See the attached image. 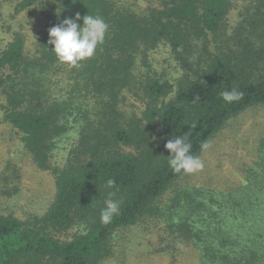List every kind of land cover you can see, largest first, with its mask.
I'll use <instances>...</instances> for the list:
<instances>
[{"label": "trees", "instance_id": "1", "mask_svg": "<svg viewBox=\"0 0 264 264\" xmlns=\"http://www.w3.org/2000/svg\"><path fill=\"white\" fill-rule=\"evenodd\" d=\"M157 1L139 13L112 0L18 2V11L43 6L45 25L33 55L25 54L20 35L0 52L3 118L43 169L58 137L76 125L79 136L56 172L54 199L43 215L21 220L0 214V264H97L110 254L115 231L158 217V200L185 174L169 166L170 139L186 135L199 157L201 145L228 119L264 105V0H256L231 42L221 40L215 52L210 43L218 42L232 0ZM77 13L81 26L88 14L101 17L108 30L91 58L70 67L50 51L49 29ZM161 44L187 73L173 99L158 107L169 81H137L134 71L137 57ZM124 89L149 99L140 117L120 107ZM234 89L242 96L225 101L221 94ZM249 196L231 205L215 197L193 200L175 231L199 241L215 264H264V177ZM107 199L116 200L119 211L105 224L100 217ZM75 224L81 233L56 237Z\"/></svg>", "mask_w": 264, "mask_h": 264}, {"label": "rangeland", "instance_id": "2", "mask_svg": "<svg viewBox=\"0 0 264 264\" xmlns=\"http://www.w3.org/2000/svg\"><path fill=\"white\" fill-rule=\"evenodd\" d=\"M19 1L0 0V52L20 35L25 54L31 56L36 52L37 40L44 30L43 6L18 11ZM112 1L137 13L158 6L157 0ZM232 1L218 42L210 43L213 52L221 40L224 39L223 43L230 40L245 14L252 13L256 2ZM134 73L137 81L155 78L169 81L170 91L155 104L161 107L173 99L177 84L187 71L172 56L169 45L161 44L137 57ZM148 101L145 93L124 89L119 105L124 113L140 117ZM89 103L86 107L90 109L94 101ZM3 104L4 97L0 94V214L21 220L41 216L54 199L56 172L66 166L70 151L77 143L79 127L76 125L55 140L49 168L43 169L23 147L21 134L4 120ZM207 144L199 155L203 169L184 174L171 185L157 202L158 217L139 219L133 225L115 231L110 241V254L97 264H215L202 254L203 246L199 241L186 240L175 229L193 200L215 197L231 205L251 199L249 195L254 182L264 177V105L247 108L228 119ZM177 199L178 205L175 204ZM82 230L75 224L56 237L69 240Z\"/></svg>", "mask_w": 264, "mask_h": 264}, {"label": "clouds", "instance_id": "3", "mask_svg": "<svg viewBox=\"0 0 264 264\" xmlns=\"http://www.w3.org/2000/svg\"><path fill=\"white\" fill-rule=\"evenodd\" d=\"M82 19L81 26L78 23L81 16L77 13L74 19L65 18L61 23L49 29L48 44L53 46L50 51L55 54L60 63L70 67L78 66L80 62L91 58L98 45L103 43L108 30V25L99 16L87 14ZM221 95L225 101L232 102L239 99L242 93L234 89L225 91ZM201 147L207 148L208 144L203 143ZM165 148L170 153L168 163L174 172L191 174L203 169L204 164L201 159L191 154V144L187 142L186 135L170 139L165 144ZM114 183L115 181L111 179L107 181L109 187ZM118 211L119 203L116 200L107 199L101 211V222L105 224L111 222Z\"/></svg>", "mask_w": 264, "mask_h": 264}]
</instances>
